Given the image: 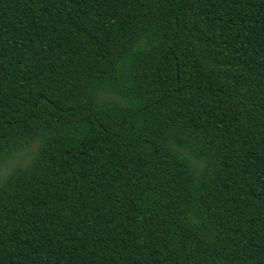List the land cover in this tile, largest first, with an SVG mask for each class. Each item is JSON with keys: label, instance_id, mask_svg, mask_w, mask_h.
I'll use <instances>...</instances> for the list:
<instances>
[{"label": "trees", "instance_id": "trees-1", "mask_svg": "<svg viewBox=\"0 0 264 264\" xmlns=\"http://www.w3.org/2000/svg\"><path fill=\"white\" fill-rule=\"evenodd\" d=\"M0 264H264V0H0Z\"/></svg>", "mask_w": 264, "mask_h": 264}, {"label": "rangeland", "instance_id": "rangeland-1", "mask_svg": "<svg viewBox=\"0 0 264 264\" xmlns=\"http://www.w3.org/2000/svg\"><path fill=\"white\" fill-rule=\"evenodd\" d=\"M37 149V144H33L29 149V152L23 153L12 161H9L6 166H4L3 170L0 173V182L6 177L8 173H10L17 166H22L28 163L30 157L33 155V151Z\"/></svg>", "mask_w": 264, "mask_h": 264}]
</instances>
